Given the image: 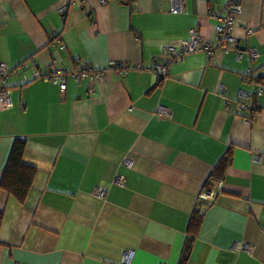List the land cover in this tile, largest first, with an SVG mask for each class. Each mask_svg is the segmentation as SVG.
Here are the masks:
<instances>
[{"label":"crops","instance_id":"obj_1","mask_svg":"<svg viewBox=\"0 0 264 264\" xmlns=\"http://www.w3.org/2000/svg\"><path fill=\"white\" fill-rule=\"evenodd\" d=\"M102 1L0 0V61L12 71L0 182L18 138L35 169L24 204L0 188V264H121L125 251L131 264H179L195 212L186 264H264V0H241L233 49L191 54L167 78L153 66L190 30L216 43L213 14L228 0H184L179 13L174 0ZM80 60L132 68L108 71L93 93L86 80L63 93L35 78ZM225 157L219 188L211 174Z\"/></svg>","mask_w":264,"mask_h":264},{"label":"built area","instance_id":"obj_2","mask_svg":"<svg viewBox=\"0 0 264 264\" xmlns=\"http://www.w3.org/2000/svg\"><path fill=\"white\" fill-rule=\"evenodd\" d=\"M104 1L105 0H103L102 2ZM174 2L176 3L172 8V11L174 13H179L184 10V0H174ZM67 11L68 5L64 6L61 9V13H66ZM241 12V0H228V4L224 9V14H213V16L219 21L216 25V43H208L202 39L197 30H190L187 38L182 40V42L177 47L170 48V50L168 51L169 60L166 62L156 63L151 71L156 73L160 78H167L170 76L171 64L182 63L191 54L205 53L208 57H211L217 51L228 52L229 50L233 49L238 42L233 34V31L237 24V18L241 14ZM252 32L253 30L251 29L248 31V33ZM51 38V42L54 40L56 41L57 34H52ZM248 52L252 60H256L259 56V52L257 49H249ZM131 68L132 67L127 64L112 62L105 68L95 69L87 61L80 60L78 61L76 68L71 72L63 68L53 66L51 71L47 75H44L42 72L37 71L35 73V78H42L58 84L63 93H65L67 90L69 79H73L76 82L86 80L89 92L93 93L95 89V83L97 81H100L108 71L120 70L119 74L125 75ZM11 72L12 71L10 70L9 66L5 62L0 61V103L4 108H10L12 106L10 91L7 85ZM249 75L250 73H248V76ZM262 88H264V81L262 83ZM222 90L224 91L225 88L223 87ZM245 108H247V105L245 103H238L239 110ZM157 114L161 118H167V116L169 115V111L168 109L159 106L157 109ZM124 164L125 166L131 168L133 163L130 159H127ZM116 182L119 184H123L124 179L119 178L116 180ZM217 185L219 188L222 187L223 181L219 180ZM105 193L106 190L100 187H98L95 191V195L99 198H103L105 196ZM214 195L215 194L212 189L209 188H207L203 193V196L208 199H213ZM235 249L248 250V248L241 243H238L235 246ZM132 259L133 252L125 251L121 259V264H131Z\"/></svg>","mask_w":264,"mask_h":264},{"label":"trees","instance_id":"obj_3","mask_svg":"<svg viewBox=\"0 0 264 264\" xmlns=\"http://www.w3.org/2000/svg\"><path fill=\"white\" fill-rule=\"evenodd\" d=\"M263 81H261V86ZM25 148L26 141L20 138L16 139L0 182V188L6 191L11 197L15 198L21 204L26 202L31 189L33 188V178L35 175V169L24 162ZM231 156V153H229L228 158ZM228 158L225 157L219 166L214 169L211 174L212 179L215 178L218 182V180L223 178L224 171L229 164ZM207 186H211L209 182L207 183ZM2 217L3 215L0 213V220ZM202 218L203 214L200 212H195L193 214L190 222L188 240L179 264H186L189 260L192 245L196 240L198 228L201 224Z\"/></svg>","mask_w":264,"mask_h":264}]
</instances>
